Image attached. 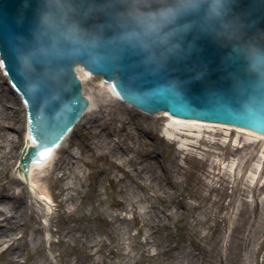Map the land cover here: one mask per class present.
Wrapping results in <instances>:
<instances>
[{
    "label": "rangeland",
    "instance_id": "obj_1",
    "mask_svg": "<svg viewBox=\"0 0 264 264\" xmlns=\"http://www.w3.org/2000/svg\"><path fill=\"white\" fill-rule=\"evenodd\" d=\"M8 78L0 63V126L17 140L0 158V264H264V137L217 126L184 149L97 83L34 192L17 172L27 109Z\"/></svg>",
    "mask_w": 264,
    "mask_h": 264
},
{
    "label": "water",
    "instance_id": "obj_2",
    "mask_svg": "<svg viewBox=\"0 0 264 264\" xmlns=\"http://www.w3.org/2000/svg\"><path fill=\"white\" fill-rule=\"evenodd\" d=\"M67 2L72 7L69 17L75 24L103 32L113 43L91 56L41 53L46 62L37 64L38 71L31 73L22 71L21 60L26 68L32 66L41 0H0L2 61L27 103L34 133L28 136L20 175L26 176L27 166L42 163L50 149H58V140H64V132H70L73 123L88 117L89 113H84L88 99L82 95L77 64L88 68L93 77L103 75L105 84L136 108L154 113L168 109L174 116L264 136V78L258 79L245 70L235 50L237 41L198 28L189 30L187 22L177 23L169 0H134L141 7L135 10L133 21L142 28L143 35L129 31V39L145 41L153 37L167 41L183 33L173 40L176 47H182L183 55L169 63V71L157 72L150 69L139 49L121 50L115 43L117 34L111 25L117 18L116 0ZM228 7L234 29L264 40V0H230ZM120 12L127 19V9L121 8ZM165 23L170 28L161 33ZM9 90L16 92L11 85Z\"/></svg>",
    "mask_w": 264,
    "mask_h": 264
},
{
    "label": "clouds",
    "instance_id": "obj_3",
    "mask_svg": "<svg viewBox=\"0 0 264 264\" xmlns=\"http://www.w3.org/2000/svg\"><path fill=\"white\" fill-rule=\"evenodd\" d=\"M229 3L230 0H169L168 6L175 10L176 22L180 24L187 22L190 25L189 30L198 28L210 31L227 41H237L235 50L243 61L245 70L258 79L264 78V40L246 36L234 29V22L229 15ZM138 7L141 5L134 0H116L117 18L111 25L117 34L115 43L121 50L127 47L139 49L150 69L167 72L169 63L183 55L182 47H176L173 42L183 33L167 41L153 37H147L145 41L129 39V31H140L143 35L142 28L133 21ZM121 8L127 9V19L120 12ZM71 10L72 7L67 0H41L34 30L36 47L35 54L31 56L32 66L26 68L22 59V71L36 73L38 71L36 65L46 62L41 53L56 51L64 56H91L96 50L113 43L103 32L85 29L75 24L69 17ZM169 28L170 25L165 23L161 33L168 31ZM175 79L180 82L178 77Z\"/></svg>",
    "mask_w": 264,
    "mask_h": 264
},
{
    "label": "bare ground",
    "instance_id": "obj_4",
    "mask_svg": "<svg viewBox=\"0 0 264 264\" xmlns=\"http://www.w3.org/2000/svg\"><path fill=\"white\" fill-rule=\"evenodd\" d=\"M0 63H1L2 69H4L3 63L1 61V55H0ZM76 67H77L78 73L80 75L82 84H83L82 85V95L87 96V99H88V105H87L84 113L89 112V109H90L91 104H92L91 95H85V93H87L86 89L87 88L92 89L95 84L99 83V84H102L105 87H107L106 90H103V93L107 91V94L113 96L115 98V100L117 99V100L123 102L124 104H126L130 107H133L135 110H138V112H140V113L143 112L146 114H151L155 117H160L161 121L159 122V129H161L163 131V133L170 140L182 139L181 141L183 144H181V147H183L184 149L188 145H194L196 142H198L200 140L201 137H203L205 135L211 137L210 134H213V132H215V130H217L216 129L217 126H219V125H214V124H210V123H205V122H201V121L187 119V118H183V117H179V116H174V115H171V112L169 110L154 113V112H150V111L143 110L140 108H136L129 101H127L125 98H123L120 94H118L116 91H114L112 88H110L107 84H105V77L103 75L93 77L91 71L88 68L84 67L83 65L77 64ZM19 96L22 99V96L20 94H19ZM125 118H126L125 116H120V120L122 122L125 121ZM0 124H1V121H0ZM7 125L14 126L12 123H5V124H3V126H0V137L2 138L1 139L2 142H0V158L1 157H7L9 159H12L13 158V155H12L13 150L12 149H13V146L16 145L17 140L15 138L14 133L5 129V127H7ZM75 125H76V123H73L71 130L73 129V127ZM27 126H28V136H34L32 126L30 123V119L28 116V112H27ZM220 127H223V126H220ZM226 128H228V127H226ZM71 130H70V132H71ZM70 132H64V140H58V148L66 140V138L69 136ZM247 133H250V132H247ZM250 134L259 135V134H254V133H250ZM259 136L264 137L263 135H259ZM56 151H57V149H50V155H44L42 163L27 166L26 176H23V175H20V171H21L23 157H24V153H25V150H24V152H23V154L19 160V167L17 168V172H18L19 176L22 178V182H26L31 187L32 191L36 192L38 190V184L36 183V181L34 179L35 170L41 169L42 167L47 165L53 159ZM148 158H151V156H149ZM7 160L8 159H6V161ZM5 164L6 163H3V165H5ZM69 164H71V163H69ZM155 164L156 163L154 161L149 162V166L151 167V169L156 166ZM138 172L140 173V171H138ZM38 195H39V197L42 198V200H44L46 202L47 206H50L51 199H50L49 195H47L44 191H42ZM7 196L8 195L6 193L1 194L0 195V201H3V199L6 198Z\"/></svg>",
    "mask_w": 264,
    "mask_h": 264
},
{
    "label": "snow or ice",
    "instance_id": "obj_5",
    "mask_svg": "<svg viewBox=\"0 0 264 264\" xmlns=\"http://www.w3.org/2000/svg\"><path fill=\"white\" fill-rule=\"evenodd\" d=\"M148 2H149V3H152V2H154V0H148Z\"/></svg>",
    "mask_w": 264,
    "mask_h": 264
}]
</instances>
